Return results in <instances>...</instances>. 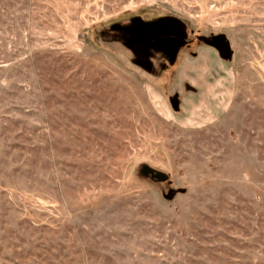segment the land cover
I'll return each instance as SVG.
<instances>
[{"label": "rangeland", "instance_id": "374dc122", "mask_svg": "<svg viewBox=\"0 0 264 264\" xmlns=\"http://www.w3.org/2000/svg\"><path fill=\"white\" fill-rule=\"evenodd\" d=\"M0 264H264V0H0Z\"/></svg>", "mask_w": 264, "mask_h": 264}, {"label": "trees", "instance_id": "16d2710c", "mask_svg": "<svg viewBox=\"0 0 264 264\" xmlns=\"http://www.w3.org/2000/svg\"><path fill=\"white\" fill-rule=\"evenodd\" d=\"M151 25V24H150ZM137 25L124 28L123 31L129 35V40L134 42L133 39H137L138 43L144 46H150L160 49L159 53H163L168 57L170 63H173L174 57L176 55L177 49L179 48L183 37L175 32L173 28H165L161 25L156 26H143L142 28L136 27ZM207 46L215 48L221 58L225 59L228 53V45L222 37H218L213 41L204 40ZM148 69V64H145ZM164 69V66H163ZM166 75H160L157 77L156 81H163ZM157 86V85H155ZM157 88H159L157 86Z\"/></svg>", "mask_w": 264, "mask_h": 264}, {"label": "water", "instance_id": "95a60500", "mask_svg": "<svg viewBox=\"0 0 264 264\" xmlns=\"http://www.w3.org/2000/svg\"><path fill=\"white\" fill-rule=\"evenodd\" d=\"M141 173L146 175V176H150V178L152 180H156V181H160V182H164L167 179V176L165 174H163L161 172L154 171L148 167H143L141 169Z\"/></svg>", "mask_w": 264, "mask_h": 264}, {"label": "crops", "instance_id": "0c3cea01", "mask_svg": "<svg viewBox=\"0 0 264 264\" xmlns=\"http://www.w3.org/2000/svg\"><path fill=\"white\" fill-rule=\"evenodd\" d=\"M205 49V48H204Z\"/></svg>", "mask_w": 264, "mask_h": 264}]
</instances>
